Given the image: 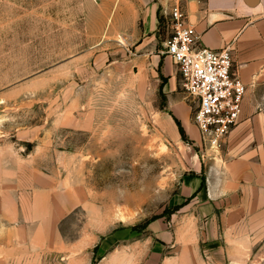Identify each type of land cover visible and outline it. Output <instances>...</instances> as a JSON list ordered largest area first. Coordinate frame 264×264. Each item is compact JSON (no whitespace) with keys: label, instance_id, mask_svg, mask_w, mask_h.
I'll return each mask as SVG.
<instances>
[{"label":"rangeland","instance_id":"1","mask_svg":"<svg viewBox=\"0 0 264 264\" xmlns=\"http://www.w3.org/2000/svg\"><path fill=\"white\" fill-rule=\"evenodd\" d=\"M135 2L0 0V217L17 205L30 217L49 190L68 203L59 230L83 246L81 264H264V187L233 181L211 198L226 142H205L178 82L192 124L180 134L138 48ZM161 15L163 57L172 27ZM254 100L251 144L264 145V84Z\"/></svg>","mask_w":264,"mask_h":264},{"label":"crops","instance_id":"2","mask_svg":"<svg viewBox=\"0 0 264 264\" xmlns=\"http://www.w3.org/2000/svg\"><path fill=\"white\" fill-rule=\"evenodd\" d=\"M135 1L140 28L138 48L143 57L153 56L159 73L167 79L164 88L170 97L169 108L184 128L192 125L191 112L183 99L173 95L179 82L177 68L171 57H162L154 48L160 15L169 14L180 3L203 46L212 49L231 46L234 68L246 84L247 93L241 121L226 140L223 164L213 167L207 175L209 194L211 198L225 194L233 181L240 180L252 179L257 186L264 187V145L251 144L253 123L261 120L254 115L257 106L254 93L264 84V0ZM66 205L52 191L40 190L33 196L30 217L21 205L14 207L10 215L0 217V264H81L78 253L83 246L66 245L59 230ZM88 251L87 263L92 256Z\"/></svg>","mask_w":264,"mask_h":264},{"label":"built area","instance_id":"3","mask_svg":"<svg viewBox=\"0 0 264 264\" xmlns=\"http://www.w3.org/2000/svg\"><path fill=\"white\" fill-rule=\"evenodd\" d=\"M168 16L172 34L164 41L162 54L177 68L180 90L195 107L192 120L201 137L219 149L241 121L247 86L234 68L230 45L203 46L180 3Z\"/></svg>","mask_w":264,"mask_h":264},{"label":"trees","instance_id":"4","mask_svg":"<svg viewBox=\"0 0 264 264\" xmlns=\"http://www.w3.org/2000/svg\"><path fill=\"white\" fill-rule=\"evenodd\" d=\"M163 20H164L163 15H160V22H162ZM162 77H163V82L164 83L161 85V88H160L161 91L164 89V85H165L166 80H167L164 76H162ZM170 114L173 116V118H174V120H175V122H176V124H177V126L179 128L180 134L185 139V137H186V131H185V128L183 127L181 121L175 115H173V113H170ZM205 182H206L205 175H202V185L200 186V188L196 192L200 191L203 188V185H204ZM181 208H182V205H176L173 208V211H171V212L165 211L164 214L167 215V216H170L171 214L175 213L176 211L180 210ZM157 218H159V216H154L151 219L147 220L144 223V225H137L135 228H137V229L140 228L141 230H143V229L147 228Z\"/></svg>","mask_w":264,"mask_h":264}]
</instances>
